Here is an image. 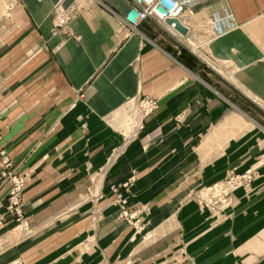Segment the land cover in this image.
<instances>
[{"label":"crops","instance_id":"1","mask_svg":"<svg viewBox=\"0 0 264 264\" xmlns=\"http://www.w3.org/2000/svg\"><path fill=\"white\" fill-rule=\"evenodd\" d=\"M129 5L0 0V264H235L264 248V0H199L185 36L150 19L124 30ZM139 96L159 103L132 134ZM253 163L256 192L236 190L214 226L204 191ZM6 172L24 178L27 231ZM130 177L126 220L109 186Z\"/></svg>","mask_w":264,"mask_h":264},{"label":"built area","instance_id":"2","mask_svg":"<svg viewBox=\"0 0 264 264\" xmlns=\"http://www.w3.org/2000/svg\"><path fill=\"white\" fill-rule=\"evenodd\" d=\"M199 0H130L128 9L119 16L124 30H136L140 23L144 20H153L163 23L165 18H178L194 3ZM75 6H70L68 9H56L52 14V23L57 29H64L67 22L74 14ZM211 22L217 25L218 30L223 31L232 28L235 24L230 15L219 16L213 13ZM158 99L149 96H139L133 102L137 113L138 121L134 124L132 134L142 127V120L152 114L158 108ZM1 138V137H0ZM10 160L2 148H0V166L7 168ZM3 177L9 183V191L6 199V210L16 220V222L25 231L28 230V223L23 214L22 203V187L24 178L15 174L14 172L2 173ZM133 178L130 177L119 184H111L109 186L111 192L114 194V201L119 207L121 217L130 220L131 213L129 211L127 196L128 188ZM251 175L249 172L242 174L234 173L231 170L226 177L209 188L211 194L209 199L200 198L202 205L214 211V197L225 196L232 188L242 185L250 186ZM216 194V195H214ZM13 264H21L14 262Z\"/></svg>","mask_w":264,"mask_h":264},{"label":"rangeland","instance_id":"3","mask_svg":"<svg viewBox=\"0 0 264 264\" xmlns=\"http://www.w3.org/2000/svg\"><path fill=\"white\" fill-rule=\"evenodd\" d=\"M259 165L257 163H253L251 165H249L248 167L239 170L238 168H236V170L234 171V173H245V172H249V174L251 175V181H250V186L249 187H245L242 185H238L234 188H232L231 190L228 191V193L225 196H217L214 197V226L223 224L224 222L232 219L233 217V212L232 210L236 207L237 205V200L234 196V193L236 190H240L243 194L244 197L249 198L250 196H252L254 194V192H256L257 189V185H256V180L259 179L260 174H259ZM232 169H228L227 172L225 173L224 177L220 180H218L217 182L222 181L226 175L231 171ZM217 182H214L217 183ZM204 198L203 199H209L210 197V190L208 189L207 191H204ZM263 236V243H264V232L262 233ZM251 254L255 255L256 259L255 260H250V261H243L241 260L243 257V254H239L236 255V258H238L239 260L236 261L235 264H264V248L262 250H256L253 251ZM247 255H245L244 257H246Z\"/></svg>","mask_w":264,"mask_h":264},{"label":"water","instance_id":"4","mask_svg":"<svg viewBox=\"0 0 264 264\" xmlns=\"http://www.w3.org/2000/svg\"><path fill=\"white\" fill-rule=\"evenodd\" d=\"M163 23L181 36H185L188 31V28L178 18H165Z\"/></svg>","mask_w":264,"mask_h":264}]
</instances>
